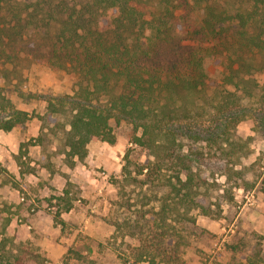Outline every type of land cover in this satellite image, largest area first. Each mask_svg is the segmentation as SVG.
I'll list each match as a JSON object with an SVG mask.
<instances>
[{"label":"rangeland","instance_id":"374dc122","mask_svg":"<svg viewBox=\"0 0 264 264\" xmlns=\"http://www.w3.org/2000/svg\"><path fill=\"white\" fill-rule=\"evenodd\" d=\"M24 76L0 81V123L29 114L0 128V264H264V68L245 85L252 97L238 90L214 119L174 124L202 136L233 127L234 157L207 147L190 205L172 199L173 169L145 168L153 157L125 118L111 120L114 143L92 140L71 165L65 138L77 80L44 63Z\"/></svg>","mask_w":264,"mask_h":264},{"label":"trees","instance_id":"16d2710c","mask_svg":"<svg viewBox=\"0 0 264 264\" xmlns=\"http://www.w3.org/2000/svg\"><path fill=\"white\" fill-rule=\"evenodd\" d=\"M38 63L77 80L65 138L71 165L87 157L92 140L114 143L111 120L125 118L153 157L145 168L173 169L172 199L190 205L207 147L234 157L233 127L202 136L174 124L214 119L238 90L253 96L245 85L264 68V0H0V81L18 85ZM28 118L14 111L0 128Z\"/></svg>","mask_w":264,"mask_h":264},{"label":"built area","instance_id":"2783aa9c","mask_svg":"<svg viewBox=\"0 0 264 264\" xmlns=\"http://www.w3.org/2000/svg\"><path fill=\"white\" fill-rule=\"evenodd\" d=\"M22 200L25 201V197H24V196L22 197ZM33 210H34V209H33Z\"/></svg>","mask_w":264,"mask_h":264}]
</instances>
